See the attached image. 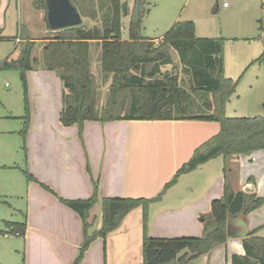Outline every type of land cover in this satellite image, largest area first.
Here are the masks:
<instances>
[{
	"label": "crops",
	"instance_id": "0c3cea01",
	"mask_svg": "<svg viewBox=\"0 0 264 264\" xmlns=\"http://www.w3.org/2000/svg\"><path fill=\"white\" fill-rule=\"evenodd\" d=\"M30 1L33 9L43 15L42 9L36 7L37 0ZM7 2L0 0V15ZM43 12L46 17V10ZM44 72L41 79L48 80L47 74L53 71ZM49 79L56 83L59 78ZM62 91L52 95L45 87L40 88L42 102L30 105L24 137L18 128L1 132L11 139L0 143V172L4 173H0V199L6 204L8 198H24L26 205L24 222H13L24 224L23 234L8 233L9 224L5 230L0 229V234L23 238L24 264H73L83 242L82 219L59 198L86 200L96 191L99 201L90 211L89 221L94 220L90 232L98 230L101 199L158 195L195 151L220 130L216 121L191 119L85 121L81 129L77 124L63 126L59 119ZM127 127L141 130L123 135L109 132ZM15 136L22 137L24 153L14 151ZM115 137L126 144L109 150L105 139ZM141 142L150 143L155 156L153 149L150 157L136 155L135 148ZM225 183L234 192H244V187L252 183L256 197L264 198V149L227 160L216 157L179 176L159 201L145 210L136 207L105 239L93 240L79 264H144L145 231L159 239L200 237L211 203L222 197ZM13 202L7 203L9 209L20 211ZM252 232L264 238V203L228 222L224 245L198 257L181 252L176 264H231L232 255H245L243 240Z\"/></svg>",
	"mask_w": 264,
	"mask_h": 264
},
{
	"label": "trees",
	"instance_id": "16d2710c",
	"mask_svg": "<svg viewBox=\"0 0 264 264\" xmlns=\"http://www.w3.org/2000/svg\"><path fill=\"white\" fill-rule=\"evenodd\" d=\"M70 1L77 7L73 0ZM99 1L105 9L101 26L86 28L82 27V22L78 26L52 30L56 36L44 44L41 63L32 57V41L25 43L16 59H6L1 63L2 69L19 72L25 109L28 107L26 72L41 65L45 70L55 71L62 82L59 119L63 126L77 124L81 129L85 121L191 119L216 121L220 130L195 151L158 195L138 199H101V227L98 230L90 232L94 220L89 221V213L99 201L96 191L86 200L59 198L82 219L83 242L73 264L80 263L93 240L105 239L114 231L127 213L139 206L145 210L148 205L159 201L179 176L216 157L227 160L235 155H249L264 149V116L227 117L224 114L225 103L233 94L236 83L223 74V38H197L192 21L177 22L154 47L152 41H146L141 36L142 20L147 13L146 0H134L129 15L128 39L124 40L120 0ZM35 4L38 9L46 10L45 0L35 1ZM92 44L99 47L96 60L102 81H109L108 97L101 108H98L96 99ZM171 50L176 52L181 70L188 77L189 92L182 84L184 80L179 81L176 74H161L162 66L173 64ZM191 94L198 98L192 99ZM215 94L217 107L208 99V95ZM199 98L201 103L196 102ZM194 101L196 103L192 107ZM27 119L21 132L23 137L28 128ZM24 174L28 180L32 179L27 172ZM263 203L264 198L256 197L255 193L234 192L225 183L222 197L211 203L209 218L203 223L200 237L159 239L148 236L145 231L144 264H176L181 252H186L185 256L190 253L193 257L212 252L226 243L229 221L248 214ZM146 222L144 213V229ZM7 224L11 225L8 233L23 234V223ZM253 234H248L243 240L245 255H232L231 264H264V238Z\"/></svg>",
	"mask_w": 264,
	"mask_h": 264
},
{
	"label": "rangeland",
	"instance_id": "374dc122",
	"mask_svg": "<svg viewBox=\"0 0 264 264\" xmlns=\"http://www.w3.org/2000/svg\"><path fill=\"white\" fill-rule=\"evenodd\" d=\"M133 1L120 0V7L122 3L127 4V14L121 18L124 40L128 39L127 29ZM73 2L82 16V24H84L82 27L102 25V14L105 9L99 0H73ZM145 7L147 13L142 20L141 36L146 41L153 42L154 39L166 35L175 23L186 21H192L194 35L197 38H223V74L225 78L236 83L233 94L225 103V116H264V0H146ZM42 13L43 15H40V12L33 9L30 0H8L3 14L0 15V65L6 59H16L25 43L31 41L33 42L32 57L42 62L44 44L56 36L49 27L43 10ZM161 40L154 41V47ZM92 48L97 106L101 108L108 97L109 81H102L97 65L96 57H98L99 47L92 44ZM170 54L173 64L162 66L161 74H176L179 81L184 80L182 84L189 92L188 77L181 70L177 54L174 50H171ZM35 67L33 71L26 73L27 109H25V94L19 72L0 68V143H6L11 139V136L1 132L11 128L23 130L26 117L29 123L30 105L32 107L36 102H42L40 88L45 87L52 95L63 89L62 82L59 81V77V79L56 77L58 75L55 71L47 74L48 80H42L45 69L41 65ZM50 75L58 79L59 86L56 85L58 82L54 83L49 79ZM55 87L58 89H54ZM197 95L191 94L192 99L196 100ZM201 99L196 102L201 103ZM208 99L212 100L217 107L216 94L208 95ZM196 102L192 103V107ZM140 130L127 127L115 131L109 130V132L123 135ZM104 132L105 130L100 133ZM13 139L15 140L14 151L18 154L24 153L22 137L15 136ZM121 142L119 137L105 139L109 150L113 147L118 149L121 144H126ZM152 149L154 151L150 143L141 142L135 151L138 153L136 155L150 157ZM50 150L55 149L50 148ZM218 159L221 161L220 158ZM210 171L211 169H208L207 173L209 174ZM20 177L21 181H24V177ZM10 202L18 206L20 211L9 209L7 203ZM25 205L24 198H8L6 204L0 199V229L5 230L7 222H24ZM13 235L0 234V264H24L25 262L23 238Z\"/></svg>",
	"mask_w": 264,
	"mask_h": 264
},
{
	"label": "water",
	"instance_id": "95a60500",
	"mask_svg": "<svg viewBox=\"0 0 264 264\" xmlns=\"http://www.w3.org/2000/svg\"><path fill=\"white\" fill-rule=\"evenodd\" d=\"M46 3V19L52 30H59L69 27L78 26L83 19L79 11L72 5L70 0H45ZM122 15L127 14V4H121ZM244 192L253 193L255 187L252 183L244 187Z\"/></svg>",
	"mask_w": 264,
	"mask_h": 264
}]
</instances>
